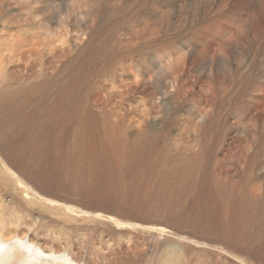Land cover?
I'll use <instances>...</instances> for the list:
<instances>
[{"label":"bare ground","instance_id":"6f19581e","mask_svg":"<svg viewBox=\"0 0 264 264\" xmlns=\"http://www.w3.org/2000/svg\"><path fill=\"white\" fill-rule=\"evenodd\" d=\"M0 1L2 2L3 0H0ZM40 1H42V0H22V1L15 0L14 3H10V4L2 3V5L0 6V9H1L0 12H3V10L5 11V9H10V8H15V7L18 10L24 9L26 7L27 9H24V10L25 11L28 10L29 13H33L36 11L35 12L36 16L37 15L38 16L46 15L48 12L47 9H43V7H41V9L38 8L39 7L38 4L44 2V0L42 2H40ZM54 1L57 3V2H61L63 0H54ZM110 1L111 0H106V1H102V0H74V21L79 24V26L76 28V30L74 32V43L76 44V49L74 50V52H82V50L84 48L83 46L87 43L86 40H89V42H90L91 39L92 40L95 39V40H93L95 42L94 48H96L97 50H100L102 48V45L104 44V48L106 49V53H108L110 55V64L109 65H111V63L115 60V58L117 56V44H118L117 34L121 31V29L123 27L124 20L122 19V17L120 15H118L119 13L117 15H110L112 17V20H111L112 23L109 22L111 25L109 26L110 31H108L107 34H102V35L99 34L98 36H93L94 33L92 31H93V27L95 26V19L97 18V15H98L97 13H99V11H101V10H104V12H106V8L107 7L109 8V6L111 4ZM263 1L264 0H258V3L260 6L263 5ZM134 2H135V0H134ZM158 2H159V4H158L159 7L157 6ZM119 3L120 2H118V4ZM133 3H131V4H133ZM169 3L170 2H167V1H153L152 3L149 4L150 8H149L148 12L145 15H142V17L144 16V19H145V21H144L145 25L146 24L150 25L149 26L150 28H148V33L150 30V32L152 34L156 35L157 33H159L164 28L169 29L175 21V19H174L175 12H176V21L178 22V24L180 26H183L182 30L185 26H187V25L190 26L193 23H195V21L189 22L188 20L190 18V15L184 13V11H186V10L193 9V7L195 5L192 8L191 7L189 8L186 6V3H184V2L182 3L180 1H178L175 3L173 2L172 8L170 9L171 5ZM112 4L110 7H113ZM131 4H130V7L132 6ZM228 4H229L228 0H212L211 2H208L207 7L205 8V10L202 13L201 22L205 19L204 16L206 14L213 13V12H217V14H219L218 11L224 9ZM30 5H35V6L37 5L38 7L33 6L35 11H32V8L31 7L29 8ZM115 5H116V3H115ZM124 6L126 7V5H124ZM117 7H119V5ZM133 7H134V5H133ZM122 8L123 7H121V10H122ZM97 9H98V11H96ZM116 9L117 8H115V10ZM111 10H112V8H111ZM124 10H126V9H124ZM136 10H137V8H136ZM126 11H129V8ZM132 11H131V13H133ZM21 12H23V11H21ZM222 12H224V11L222 10ZM95 13H96V15H95ZM120 13H122V12L120 11ZM131 13L129 12V15ZM24 14H25V12H24ZM20 15H21V13H20ZM28 15H30V14H27L26 16H28ZM26 16H24L23 18L20 17V20L17 19L19 17L15 16V18L17 17L16 19L19 21H12L7 25L8 28L5 31V35L11 39L10 44L12 45L14 43L16 48L14 49V47L12 45L10 48H8L7 53L0 54V65L5 66V68H6V67L13 65L12 62L14 60H16L22 64L23 63L26 64V62H29L33 59V62H35L36 64L38 62H40V63H42V65L44 67V70H41L40 73H38L39 71L37 70L35 74H31V75H34L31 77L35 78L39 74L41 76L44 75L45 72H47L52 67V66L51 67L49 66L50 64H47L49 60L45 57L46 54H45V56H42V55L44 54L43 53L44 51L48 52V51H51L52 49H54L58 39L57 40H48V41H46V44H45V42L42 40L43 36H41V35L43 33L42 30L46 29V27H47L46 25H43L42 28L39 25L38 29L40 28L42 30L38 31L37 35L33 33V36H31V37L22 38L21 35L23 33L24 34L26 33L29 35L28 30H25L24 27H26L27 25L31 26L28 22L31 20L29 18V16L27 17L28 20H23V19H25ZM31 16H32V14H31ZM126 16H128V15H126ZM126 16L123 15V18ZM211 16L212 15H210V17ZM33 17H35V16H33ZM141 20H142V18H140V21ZM224 20L228 21L230 23V25L229 26L225 25ZM32 21H33V19H32ZM212 21H213V23L210 24L209 27L204 30L205 33L202 32L200 34L199 38L197 39L198 43L197 44L195 43V45L193 47L189 45V43L192 41L191 39L183 38L180 41L182 50H180V52L178 54L173 55V56H164L163 59L159 58V59H161L160 61H163V64H164V66L162 68L159 64H157V66L155 67L156 70L150 69V67H149V70H146L147 71L146 77L149 78V81L156 83V85L161 84L164 89H169V87L165 88V85L169 80H171L172 83L177 88V91H176L177 97L179 95L178 94L179 90H181V92H182V90H185L184 89L185 87H190V82H188V80H187L188 77H185V78L183 77V75L186 73V69H187L188 65H190L193 68V72L191 71L192 73L199 74L201 71L205 72L204 76L199 77V78L201 81H203L202 84H208L207 94H209L210 99L208 98L209 100H205V101L201 100V97L203 98V95H205V94H203L204 91L202 92V90H201L200 92H198V90L195 89V84L191 85L192 88L190 89V91H193L192 95H194L195 97L192 100L190 99L189 101L184 99V100L188 101L187 102V111L184 112V113H186V120H184V127L181 128V130L179 131V133H180L179 136H181L179 142L183 146V150L185 152L182 151V149H181L182 146H181V148H179L180 146L176 145L174 142L168 143L164 147H160L159 145L158 146L153 145L146 138H143V140L138 139L137 141H135L133 143H129V140H130L129 136L132 133V131H130V130H133L134 128L139 129L142 126H145L144 124L147 120H149V116L144 113L145 111L142 112L139 116L138 112H139L140 108H139V105L136 106L135 103L139 104L140 101L137 102L134 99L135 98L134 95L138 94L137 92H140V90L138 91L137 83L134 84L135 80L131 83H126L127 80L123 78L124 80L118 81V83L121 84V88L119 87L120 89H122L121 92L120 91H114V92H110L109 94L105 95L108 92L107 90H109V88H112L116 84V82H114V80L111 83H109V82L107 83L106 81L102 82L100 79L101 77L106 79V80L108 79L107 71H108L109 66L106 67L105 69L101 70L99 73L98 80L91 84L90 91H89V97L91 98V101H89L87 98H85V102L82 104L75 102L74 112L73 111L72 112L74 113V121L75 122L78 121V122L76 123V127L74 128V135H71V140H72L71 142L72 143L71 144H68V143L64 144L65 143L64 142V143H62V145L57 144V142L59 143V140H60V131H59L60 127H59V125H61V121H62L61 119H68L69 120L70 115H71V114L67 115L68 112L66 111V108L68 109V106H69L68 102H64V103H62V102L67 101V99H69V96H71V98L73 100L71 90L64 96L63 99H61L58 102L54 101L53 105L50 104L48 107V109L50 111L47 110L46 101L49 102L48 96L53 94L52 90H53L54 86L56 85L58 78L61 75L68 76L70 74V70L67 67H64V68L62 67L63 69L60 71L59 74L56 73L58 75H55V77L53 76V77L39 78L40 80L37 78L35 80V82H33L29 86L27 85L26 87L25 86L24 87H14V86L5 84V81H4L5 79L3 78L5 73L0 72V169H1L0 172H1V174H3L5 176V178L7 180H9V181L11 180V182H10L11 186L13 185V187L15 188L14 193H11V192H8L10 190H7V192H5L4 189H2V187L0 186V264H196V263L197 264H203V261H201L200 259L198 261L196 258H195L196 261L193 260L196 263H194V262L192 263V261L189 260V258H184V255L182 257L181 253H180L181 256H177V257H175V255H173V254H169L166 257H164L163 247L167 243L171 242V237L170 236H169L170 238L168 237L166 231L163 230V228H161L162 230H159L160 225L158 226V229H155L154 232L152 231L153 233L151 232L153 235L151 238H154V242L158 243L157 245L154 244V245H156V247H154V248H156V250L160 251L158 254H154L153 256H147L146 254H144L145 252L142 250L140 245L135 244V245H125L124 246V245L118 244L119 246L112 247L108 244L107 240H106V243H103V242H101V243H89L92 245V249H90L91 251H89L88 254H86L85 250L88 247H90L91 245L86 246L88 244L87 242L83 243V245H80L82 242L80 244H78L77 241L73 238V235L71 234V232L63 234L66 237L58 239V241L57 240L55 241V239L59 238L60 234L57 238L55 237L54 240L47 239L48 241H46L44 238L40 237L41 232H42V231H40V228H39L40 226L36 224V220H34L32 218V215H30V214L32 212L31 210H34V209H37L39 212H44V211L48 212V210L49 211H53V209L58 210L56 208H61L62 206H64L65 208L62 210H59V211H62V213L64 215H66V217L70 216L71 218H74L75 217L74 212H80V213H84L86 215H91V216L95 215L92 212H88V211H84V210H78L77 206L70 205L72 203H70L71 201L70 202L68 201V198H66L67 201L65 200L63 202H59L58 200L54 199L56 197L55 195L52 196V193H51V196H50L48 194V190L43 191V190L38 188V186L41 184L39 183L40 181L37 180V177L39 175L36 176V178H35V173L37 172V166L41 163H53L54 160H59L62 163L64 161H68L67 164L70 166V169H69V171H67V170L63 171L57 175L55 173L53 166L46 167V168L39 170L40 174H45V172H47V171L50 172L48 181L52 182L51 183L52 185L54 183L55 185H57V186L59 185L60 187H62L64 189L66 187H67V190L72 189L70 194L71 193L73 194L74 191L77 192L76 194H79V193L81 194L83 192L82 196H85L84 194H86L87 197H88V195H100L101 197H107L108 199H112L114 201L119 200L117 198L113 199L116 196L123 198L124 195H128V193H133V191H134L133 186L128 187V185L131 184L130 181L135 182L138 179H144V180L147 179V180H151L153 182L154 181L158 182L159 178L144 174V172H146L145 170H147V172H150V173L155 174L157 176H159V173H161L162 174L161 179L163 181L169 180L170 184L174 182L177 185H179L182 181L180 176L183 173H185L191 177V182L193 183V185H195V187L192 188V193H196V194L199 193L200 190L202 188H204V186H205V185H201V180H204L202 178H203V175H205V174L202 173L203 166L200 165V158L198 156L199 154H201V153H199V152H201L200 148L203 146L204 148H207L210 151L212 148V141L214 139L219 141L222 136H223V139L220 140L221 141L220 145L223 146V144H226V146H227V144H229V142L231 141V138L234 137L233 135L236 132V130H234V129L236 126H237V130L239 128H241V129L243 128L242 129L243 132L241 131V129H239V130L243 134L247 133V135H248L247 139L244 137L246 139L243 141V142H245L244 148H242L243 149L242 153L240 152L242 157H243V161H242V157H240V159H241L240 162L241 163L243 162V164L245 165V168L247 167L249 170L252 169L251 168L252 162L254 163V167L255 166L256 167H259V166L262 167L264 165V163H262L264 161V158H263V156H264V140H263L262 136H260V133L264 132V120L261 121V124H262L261 129H263V131L259 130L260 131L259 132L257 130V128H255L256 124H257V122H256L257 119H253V120H256L255 125H252V124L248 125L246 122H245L246 124L245 123L241 124V123L237 122V119H236L239 117V115H246V116L250 115L249 114L250 113L249 112L250 111V105L247 102L250 99V96L246 97V95H247L248 91H249V94H251L249 88H252L250 86H253L250 83V70H251L250 68L253 66L249 63V57L252 54V50L250 48H248L247 51H244L243 53L237 54L238 57L237 58L235 57L236 59L232 62H226L227 63L226 65L222 61L219 64V65H221V66H219V67H221V69L214 71L218 67L217 62H220L222 59L228 58L227 57V54H229L228 51H232V49H236V46H237L239 39L243 40V38L247 39L248 37L249 38L250 37H252V38L257 37L256 33L254 32L255 31V25L253 23V16H251L247 12L236 13V10H235L229 15H223L220 17H216ZM35 23L33 25H35ZM129 23H131V22H129ZM194 26H196V25H194ZM131 27H132V25H131ZM13 29H17L18 33H15L14 32L15 30H13ZM191 31H192V29H191ZM145 32L147 33V31H145ZM186 32H187V30H186ZM121 33L123 35L122 31H121ZM128 33H131V31ZM132 34L135 35V33H132ZM144 34L145 33L142 31V33L138 37V39L142 38L144 36ZM182 36L183 35H181L180 37H182ZM193 36H195V35L193 34ZM100 37H102V40L100 39ZM161 37H163V35ZM164 40H166V39H164ZM167 40L169 42L170 39H167ZM250 41H252V40H250ZM122 42H124V41H122ZM152 42H154V41H152ZM150 44H151V42H150ZM158 45L160 46V44H158ZM164 45L166 46V44H164ZM164 45H163V47H164ZM241 45H242V48L245 46L243 44H241ZM135 46L137 47V45H135ZM250 46L253 47L252 45H250ZM87 47H88V45H87ZM140 47H141V45H140ZM140 47L138 46V49H140ZM155 47H156V45H155ZM177 47H178V45H177ZM190 48H192V49H190ZM132 49H135V48H132ZM223 49H224V51H223ZM257 49H259V48H257ZM155 50H156V48H155ZM141 51L143 52V50H141ZM262 51L264 52L263 49H262ZM144 52H145V50H144ZM173 52L175 53V51H173ZM162 53H164V52H162ZM168 53H170V52L168 51ZM128 55H130V53ZM133 55H135V54H133ZM60 56H62V55L60 54ZM141 58H143V57H141ZM144 58H147V60H148V57H144ZM150 58H149V60H150ZM55 59L58 62L57 59H59V56L56 57ZM60 59L62 60L63 58H60ZM250 59L253 60L251 57H250ZM259 59H260V57H259ZM259 59H257V60H259ZM260 60H263V59H260ZM139 61H140V59H139ZM65 62H67V61H65ZM144 62H145V60H144ZM255 64H256V62H255ZM85 65H86L85 63H82L78 67L83 68V67H85ZM117 67H118L117 70H119V68L121 69V67H119V66H117ZM123 67H124L123 71H126V69L128 68L125 66H123ZM258 68H259L258 72L261 74L260 76L263 77V79L261 78V80H264V62ZM133 69H135V68L133 67ZM136 69L138 71V68H136ZM112 70H114V72H116L115 66H114V69L112 68ZM4 71H5V69H4ZM7 71H8V69H7ZM21 72L22 71L12 70V71H9V75L12 76L13 74H16V73L18 74ZM48 72L50 73V71H48ZM111 73H113V72H111ZM127 73L129 75L128 71H127ZM140 73H139V75H140ZM21 74L23 75V73H21ZM132 74H133V71H132ZM136 74H138V73H134L135 76H136ZM160 74H164V78H163V76H162V78L159 77L158 75H160ZM121 76H122V71H121V73L118 72L119 79L122 78ZM157 76L160 79H157ZM139 77L140 76H138V78ZM136 78H137V76L135 77V79ZM196 78H197V76H196ZM208 79H210L214 83V85L211 84L210 80H208ZM128 80L130 82V80H132V79H128ZM257 80H259V79H257ZM74 81H77V78L75 76H74ZM253 81H256V80H253ZM27 83H28V81H27ZM94 83H96V84L101 83L100 85H95V86H97V87L99 86V90L103 94L102 97H104V98H101L99 95H97L98 92L96 93V95L93 94L92 86ZM133 84H134V86H133ZM212 85L216 87V91L211 90ZM169 86H170V84H169ZM243 87L245 88L246 92L245 93L243 92V94H242ZM263 87H264V82H263ZM117 88H118V86H117ZM123 88H124V90H123ZM148 88H150V87H148ZM259 89H260V87H256V86H255V88H253V90H256V92L257 91L260 92ZM79 90L82 91L80 88H79ZM171 90L172 89H170V91ZM72 91L74 93H78L75 88ZM213 91L215 92V94L213 93ZM156 93H157V90H156ZM204 93H206V91ZM211 93H213V95ZM172 94H174V93H172ZM207 94L205 97H209V96H207ZM240 94H242V95H240ZM262 94H263V92H262ZM262 94H261V96H263ZM186 96H187V94H186ZM257 96H260V95H257ZM156 97H158V96H156ZM182 97H184V96H182ZM198 97H200V99ZM226 97H228V99ZM241 97H242V102L239 103L238 101L241 100ZM150 98H151V96H150ZM154 98H155V96H154ZM184 98H186V97H184ZM205 99H207V98H205ZM252 101H250V102H252ZM123 102H127L129 104V107H130L129 110L122 108ZM145 102H146V99H145ZM244 105H245V107H244ZM161 106H162V104H161ZM72 107H73V104H72ZM150 107L151 108L147 111L149 115H152V112H153L154 115L158 116L162 112L160 110L162 108L159 106H155L154 103H152ZM183 109H182V111H183ZM69 111H71V110H69ZM95 111L97 113H94ZM82 117H84V119H82ZM260 117H261V115L259 116V118ZM154 118H156V117H154ZM180 118H183V117H180ZM243 119H244V117H243ZM5 121H8V123H10L11 126L3 125V123ZM250 121H252V120H250ZM23 122H25L26 125H24V126L20 125V123H23ZM48 125L53 126L52 134H48V128H47ZM85 125H96L97 126V132H96V135L94 138L86 139V138H83L81 136V132L78 133V131H77L78 134L75 133L76 132L75 129L78 128L79 131H82V129ZM71 129L73 130V128H71ZM126 129H127V131H126ZM174 129L176 130V128H174ZM126 132L128 135L127 138H125ZM50 135H53V136L55 135V140H53V143L55 145L48 143L50 140H48L47 136H50ZM238 140H240V139H238ZM140 141H142V142H140ZM220 145H218V146H220ZM256 145H258L259 148ZM255 146L258 149H260L261 155L259 153V155H257L255 157L256 159L254 160L253 158L252 159L248 158L249 156H247V154L244 150L248 149L249 147L253 148ZM169 148H171L170 152H169ZM227 148H228V146H227ZM197 149L199 150L198 153L194 152ZM239 149H241V148H239ZM214 150H212V152H214ZM222 150H224V149H222ZM249 150H251V149H249ZM175 151H177V153H175ZM225 151H227V150H225ZM203 156L206 158L205 154H203ZM237 158H238V156H237ZM215 160H214V162L218 163L217 162L218 160L217 161H215ZM252 160H254V161H252ZM221 161H223V160H221ZM234 162H236V161H234ZM243 166H241V167H243ZM214 167H215V165H214ZM216 168H217V166H216ZM236 168L238 169V166ZM240 169H242V168H240ZM256 169H258V168H256ZM219 170L218 171L214 170L213 181L215 183V186L218 185V186H216L217 192L221 194L224 192L225 189H227L225 186L230 182L226 181L228 179L227 176H223L224 174L222 172H220ZM249 170L243 169L238 174L248 173ZM237 171L238 170H236V172ZM250 174H251V172H250ZM252 174H254L253 171H252ZM68 176H70L72 178L70 180H68ZM243 177H245V176H243ZM251 177H254V176H250V178ZM247 178L249 179V177H247ZM44 180H46V179L44 178ZM234 180L235 179L232 178L231 182ZM36 181H38V182H36ZM221 181H223V182L225 181V183H221ZM253 181H252V183H253ZM184 182H185V179H184ZM254 184L256 186L257 182ZM254 184H252V185L254 186ZM260 184H261V182H260ZM258 185H257V187L259 188ZM5 188H6V186H5ZM166 189H168L170 191H175L173 186H172V188L167 187ZM209 189H211V188H209ZM252 189H253L252 193H253V195H255L257 190L254 188H252ZM150 190H152V189H150ZM153 191L160 193V192H163V188H155V189H153ZM179 191L191 193L190 189H188V188H184V189H181ZM230 191H231V189H230ZM259 191H260V189H259ZM215 192L216 191H214V193ZM229 193H227V194H229ZM58 194L60 196V193H58ZM64 194H67V192ZM241 194L243 195V193H241ZM140 195H141L140 193L134 194V197H139ZM229 195H231V194H229ZM7 196H11L12 203H10V204L6 203L5 199ZM142 196H144V195H142ZM171 196H173V195H171ZM238 196H240V194ZM257 196H258V194H257ZM225 197L226 196H224V198ZM72 198H74V197H72ZM227 198H229V197H227ZM82 199L84 201L86 198L84 197ZM259 199H260V197H259ZM261 199H262V197H261ZM78 200H80V199H78ZM87 200H85V201H87ZM89 201H90V199H89ZM161 201H163V200H161ZM207 201H210V200H207ZM177 202H178V199H177ZM255 202H256V200H255ZM19 203H24L26 206L30 207V209H25V208H23L24 206L22 208H18L17 205ZM219 203H221V202H219ZM181 205H182V202H181ZM174 206H176V208H177L179 205L177 203H174ZM182 206L185 207L184 204ZM84 207H86V206H84ZM96 207H98V205ZM15 208L18 209L17 212L15 211ZM79 209H81V208L79 207ZM90 209H92V208H90ZM244 209L246 211V208H244ZM262 209L264 210V206ZM10 210L13 212H16V213L14 214ZM239 210H240V208H239ZM96 212H98V210ZM202 212H204V211H202ZM238 212H241V211H238ZM49 213H51V212H49ZM208 213H210V212H208ZM12 214H14V215H12ZM243 214L248 220H251L252 215H254L252 213L249 214L248 211L244 212ZM101 215H99V217ZM108 215L110 216V214H108ZM55 216H57V215H55ZM237 216H238V214H237ZM121 217H124V216H121ZM125 217H126V215H125ZM26 218H28V219H26ZM76 218L77 217H75L74 219H76ZM81 218H82V215H81ZM87 218H89V217L87 216ZM87 218H85V219H87ZM225 218H226V221L229 220V221H232L234 224L235 223L240 224V222L233 221L231 219V217H229L227 214H226ZM113 219L114 218L112 217V220ZM128 219H129V217H128ZM239 219H241L242 221H244L246 223V221L244 220L243 217L239 218ZM78 220H80V219H78ZM82 221H84V220L82 219ZM87 221H88V219H87ZM92 221L96 222L94 227H96V229H97V227H98L97 225L98 224L100 225V223H101L100 220H98V217H97V218H95V220H92ZM92 221H90V223H93ZM114 221H115V219H114ZM134 221H135V219L133 220V222ZM72 222H74V221H72ZM105 222H107L105 224H108L109 221H105ZM128 222H129V220H128ZM61 223L64 225L69 224V223H67V221H61ZM78 223H79V221H78ZM82 223H85V222H82ZM216 223H218V222H216ZM248 223H250V222H248ZM72 224H75V223H72ZM105 224H104V226H105ZM109 224H111V221ZM117 224H115V225H117ZM136 225H139V224L136 223ZM85 226L86 225H84V227ZM112 226H114L113 223H112ZM240 226H243V225L240 224ZM94 227H93V229H94ZM103 227L101 228L102 230L105 228V227L104 228ZM129 228L127 230H129ZM139 228L140 227H138V229ZM75 229H77V227ZM78 229H79V227H78ZM151 229H152V227H151ZM37 230L39 232V235L37 233ZM111 230H113V229H111ZM145 230L147 231V229H145ZM172 230L171 231L169 230L170 233L171 232L174 233ZM75 232H77V231H75ZM78 232H79V230H78ZM112 232L113 231H111V233ZM114 232H117V231L114 230ZM99 233H102V232H99ZM118 233L122 234V233H120V230L116 234H118ZM157 233H159L160 235H156ZM93 234H94V232H93ZM116 234H114V235H116ZM132 234H133V232H132ZM174 234H176V233H174ZM56 235H58V233ZM136 235H138V234H136ZM147 235H149V233ZM147 235H146V237H148ZM169 235H171V234H169ZM156 236H158V237H156ZM227 236H229V235H227ZM45 237L47 238L48 236H45ZM78 237L80 238V236H77V238ZM96 237H98V235ZM131 237H132V235H131ZM225 237L226 236H224V239H225ZM139 238H138V240H139ZM160 238L161 239L163 238L165 241H163L161 243ZM83 239L85 240V238H83ZM97 239H99V238H97ZM135 240H137V239H135ZM86 241H87V239H86ZM223 241H225V240H223ZM148 242H150V241H148ZM229 242L231 243V241H229ZM229 242H226V243H229ZM75 243H76V248L74 246ZM133 243L134 242H132V244ZM145 243L146 242H144V244ZM144 244H141V245H143V247H144ZM187 244H189V243H187ZM183 249L185 251V248H183ZM186 250H188V249H186ZM224 250H226V249H224ZM229 250L230 249H228V251ZM185 253H186V251H185ZM189 253H192V252H189ZM203 254H204V252H203ZM205 256H207V255H205ZM231 256H233V255H231ZM191 257L192 256H190V258ZM207 257H209V256H207ZM237 259H238V262L241 264H250V263H248L249 261L246 259L245 260L240 259V258H237ZM228 260H230V259H228ZM211 261H212V258H211ZM215 263L216 262H214V264ZM209 264H210V262H209Z\"/></svg>","mask_w":264,"mask_h":264},{"label":"rangeland","instance_id":"374dc122","mask_svg":"<svg viewBox=\"0 0 264 264\" xmlns=\"http://www.w3.org/2000/svg\"><path fill=\"white\" fill-rule=\"evenodd\" d=\"M19 1H22V0H19ZM42 1H40V2H42ZM102 1H106V0H102ZM112 1L113 0H111L110 3L111 4L113 3L112 4L113 7H110L111 6V4H110L109 8L108 7L106 8V12H104V10L99 11V13L96 12L98 15H97V18L95 19V26L93 27V31H92L94 33L93 36H98L99 34H101V35L107 34L108 31H110L109 30L110 29L109 26L111 25L110 23H112L111 22L112 17L110 15H117L119 13L118 15H120L122 17V19L124 20L123 27L121 29V31L123 32V35H122L121 31L117 34V40H118L117 56L118 57L116 56L115 60L111 63V65H109L110 64V55L108 53H106V49L104 48V44L102 45V48L100 50H97L96 48H94L95 42L93 40H95V39H93V40L91 39L90 42H89V40H86L87 43L83 46L84 48H83L82 52H74V50L76 49V44L74 43V32H75L76 28L79 26V24L74 21V0H63V1L57 2V3L54 0H46V1L44 0L43 3L38 4L39 7L37 5L36 6L30 5L29 6V8L30 7L32 8V11H35L33 6L38 7L39 9H41V7H43V9H47V11H48L47 14L42 15V16L41 15L36 16L35 15L36 11L33 13H29L28 10L25 11L24 9H27L26 7L24 9H19V10L15 7V8H10V9H5V11L3 10V12H0V54L7 53L8 48H10L12 45H13L14 49L16 48L14 43L12 45L10 44L11 39L5 35V31L8 28L7 25L12 21H19L20 17L23 18L27 14H30L28 16L31 20L29 19L30 21H28V22L31 26L27 25L26 27H24L25 30H28L29 35L26 33L25 34L23 33L21 35L22 38L31 37V36H33V33L37 35L38 31L42 30L40 28L38 29L39 25L41 26V28L43 25H46L47 27H46V29L42 30L43 33L41 35V36H43L42 40L45 42V44H46V41H48V40H57L58 39L54 49H52L51 51H48V52H46V51L43 52L44 54L42 56H45V54H46L45 57L49 60L47 64H50L49 65L50 67L52 66L48 70V71H50V73L48 71L45 72L46 75L44 74L41 76L39 74L40 76L37 75L35 78L31 77V76H34L31 74H35L37 70L39 71L38 73H40L41 70H44L42 63L38 62L36 64L35 62H33V59L29 62H26V64L25 63L22 64L16 60H14L12 62L13 65L6 67V68H5V66L0 65V68L2 69V70L0 69L1 70L0 72L5 73L3 76V78L5 79L4 80L5 84L11 85L14 87H24V86L26 87L27 85L29 86L33 82H35V80L37 78L39 79V78H44V77H53V76L55 77V75H58L64 67H67L70 70V74L68 76L61 75L58 78L56 85L54 86V88L52 90L53 94L48 96L49 102L46 101L47 110L50 111L48 109L49 105L50 104L53 105L54 101L58 102L61 99H63L64 96L71 90L73 100H72L71 96H69V99H67V101L62 102V103L68 102L69 106H68V109L66 108V111L68 112L67 115H70V114L71 115H70L69 120L68 119H61L62 120L61 125H59V127H60V129H59L60 140H59V143L57 142V144L62 145V143H64V142H65L64 144H67V143L71 144L72 143L71 142L72 141L71 135H74V128L76 127V123L78 122V121L77 122L74 121V113L73 112H74L75 102L82 104L85 102V98H87L89 101H91V98L89 97V91H90L91 84L98 80L100 71L109 66L108 71H107L108 79L106 80L102 77L100 79L102 82L106 81L107 83L108 82L111 83L114 80V82H116V84L112 88H109L110 91L107 90L108 92L105 95L109 94L110 92H114V91H120L121 92V90H122V89H120L121 84L118 83V81L126 79L127 80L126 83H131L135 80L134 84L137 83L138 91L140 90V92H137L138 94L134 95V97H135L134 99L137 102L140 101L139 104L135 103V105L136 106L139 105V108L141 109V110L139 109V112H138L139 116L144 111H145L144 113L149 116V120H147L144 124L145 126H142L139 129L134 128L133 130H130V131H132V133L129 136V138H130L129 143H133V142L137 141L138 139L143 140V138H146L153 145H156V146L159 145L160 147H164L166 144L174 142L176 145L180 146L179 148H181L182 145L179 142L181 136H179L180 135L179 131L181 130V128L184 127V120H186V113H184V112L187 111V102L190 99L192 100L195 97L194 95H192L193 91H190V89L192 88L191 85L195 84V89H197L198 92H200L201 90H202V92L206 91V93L203 92V94H205V95H203V98L201 97V100L205 101V100L210 99L209 94H207L208 84H202L203 81H201L199 78V77L204 76L205 72L201 71L199 74L192 73L193 68L190 65H188V67L186 69V73L183 75V77L184 78L188 77L187 80H188V82H190V87H185L184 89L185 90L187 89L186 91L182 90V92H181V90H179V92H178L179 95L177 97L176 96L177 95V92H176L177 88L175 87V85L172 83L171 80H169L167 82L168 84L166 83V85H165V88L169 87V89H164L161 84L156 85V83L149 81V78L146 77V75H147L146 70H149V67H150V69L156 70L155 67L157 66V64H159L162 68L164 66V64H163V61H160V60L163 59L164 56H173V55L178 54L180 52V50H182L180 41L183 38L191 39L192 41L189 43V45L193 47L195 45V43L196 44L198 43L197 39L199 38L200 34L202 32H204V30L207 29L210 24L213 23V21H212L213 19H215L216 17L223 16V15H229L235 10H236V13L247 12L251 16H253V23L255 25V31L254 32L256 33L257 37H253V38L248 37L247 39L243 38V40L239 39L237 46H236V49H232V51H228L229 52V54H227L228 58L222 59L220 62H217L218 67L214 71L221 69V67H219L221 65H219V64L222 61L226 65L227 64L226 62L234 61L238 57L237 54H240V53H243L244 51H247L248 48H250L252 50V54L250 55V57L253 60H251L249 57V63L253 66L250 68L251 69L250 70V83L253 86H250L252 88H249L251 94H249V91H248L247 95H246V97L250 96V99L247 102L250 105V111H249L250 115L249 116L251 118L249 116H246V115H239V117L236 119H237V122H239L241 124H244L246 122L248 125H250V124L255 125L257 122L255 128H257L258 131L259 130L263 131V129H261L262 128L261 121L264 120V115H263L264 114L263 113L264 112V87H263L264 80H261V78L263 79V77L260 76L261 74L258 72L259 71L258 67L264 62L263 61L264 60V52L262 51V49L264 50V1H263V5L260 6L258 3V0H228L229 4L224 9H222L224 12H222V10H220V11H218L219 14H217V12L208 13L204 16L205 19L203 18L204 20L202 22H201L202 13L205 10V8L207 7L208 2H211L212 0H151V1L150 0H135V2H134V0H122V1L121 0H114L113 2ZM153 1L170 2L169 3L171 5L170 9L172 8V3L173 2L175 3L178 1H180L182 3L183 2L186 3V6L189 8L190 7L192 8L195 5L193 7V9L184 11L185 14L190 15V18L188 21L189 22L195 21V23H193L190 26L189 25L185 26L182 30L183 26H180L178 24V22L176 21V12H175V17H174L175 21L169 29L164 28L163 30L160 31L161 33L159 32L156 35L152 34L150 32V30L148 33V28H150L149 27L150 25H148V24L145 25V23H144L145 19H144V16L142 17V15H145L148 12V10L150 8L149 4L152 3ZM14 2H15V0H3L2 2L0 1V6L2 5V3L10 4V3H14ZM118 2H120V3L118 4ZM130 2L131 3L134 2V3L131 4ZM115 3H116V5H115ZM130 4L132 5L131 7H130ZM158 4H159V2L157 3V6H158ZM118 5H119V7H117ZM124 5H126V7ZM133 5H134V7H133ZM120 6L126 10H128V8H129V11H126L123 8L121 10ZM111 8H112V10H111ZM115 8H117V9L115 10ZM136 8H137V10H136ZM98 9L96 11H98ZM21 11H23V12H21ZM120 11L122 13H120ZM131 11L133 13H131ZM24 12H25V14H24ZM129 12L131 13L130 15H129ZM20 13H21V15H20ZM96 13H95V15H96ZM31 14H32V16H31ZM123 15L124 16L128 15V16L123 18ZM210 15H212L213 17L212 16L210 17ZM15 16L19 17V18L16 17L19 20H17L15 18ZM28 16H26L25 19H23V20H28V18H27ZM33 16H35V17H33ZM140 18H142L141 21H140ZM32 19H33V21H32ZM33 22L34 23L36 22L35 25H33L34 24ZM129 22H131V23H129ZM224 24L228 25V26L230 25V23L228 21H225V20H224ZM131 25H132V27H131ZM194 25H196V26H194ZM191 29H192V31H191ZM13 30H15L14 31L15 33H18L17 29H13ZM186 30H187V32H186ZM130 31H131V33H128ZM142 31L147 36L144 34V36L142 38L138 39V37L141 35ZM145 31H147V33ZM132 33H135V35ZM193 34L195 36H193ZM160 35L161 36L163 35V37H161ZM181 35H183V36L180 37ZM100 39L102 40V37H100ZM164 39H166V40H164ZM167 39H170L169 42ZM151 40L154 42H152ZM250 40H252V41H250ZM122 41H124V42H122ZM150 42H151V44H150ZM158 44H160V46ZM164 44H166V46ZM241 44H243L245 46L242 48ZM87 45H88V47H87ZM135 45H137V47ZM140 45H141V47H140ZM155 45H156V47H155ZM163 45H164V47H163ZM177 45H178V47H177ZM250 45H252L253 47H251ZM138 46L140 47V49H138ZM132 48H135L136 50L132 49ZM155 48H156V50H155ZM257 48H259V49H257ZM190 49H192V48H190ZM141 50H143V52ZM144 50H145V52H144ZM168 51L170 53H168ZM173 51H175V53ZM223 51H224V49H223ZM162 52H164V53H162ZM129 53H130V55H128ZM60 54L63 57L60 56ZM133 54H135V55H133ZM58 56H59V59H57L58 60V62H57L55 58ZM141 57H143V58H141ZM144 57H148V60H147V58H144ZM259 57H260V59H263V60H260ZM60 58H63V59L61 60ZM149 58H150V60H149ZM159 58H161V59H159ZM139 59H140V61H139ZM257 59H259V60H257ZM144 60H145V62H144ZM65 61H67V62H65ZM254 61L256 62V64ZM82 63L86 64L85 67H83V68L78 67ZM114 66H115L116 72H114V70H112V68L114 69ZM117 66L121 67V69L119 68V70H117V68H118ZM123 66L128 67L126 69V71H123V69H124ZM133 67L135 69L138 68L139 72L137 71V69L136 70L133 69ZM4 69H5V71H4ZM7 69H8V71H7ZM12 70L22 71L21 73H23V75L21 73H18V74L16 73V74H13L12 76H10L9 71H12ZM120 70L122 71V76H121L122 78L121 79H119V77H118V72L121 73ZM131 70L133 71V74H132ZM127 71L129 72V75H128ZM111 72H113L114 74ZM56 73H58V74H56ZM134 73H138V74H136V76H137L136 79H135L136 76L134 75ZM139 73H140V75H139ZM74 76L77 78V81H74ZM138 76H140V77L138 78ZM158 76L161 78L163 76V78H164V74H160ZM158 76H157V79H160ZM196 76H197V78H196ZM128 79H132V80H130V82H129ZM257 79H259V80H257ZM208 80H210V79H208ZM253 80H256V81H253ZM27 81H28V83H27ZM210 82H211V84L214 85V83L211 80H210ZM100 84L94 83L92 86V92L94 95H96V93L98 92L97 95H99L101 98H104V97H102L103 94L99 90V86L98 87L95 86V85H100ZM134 84H133V86H134ZM169 84H170V86H169ZM213 85L211 87V90L216 91V87ZM117 86H118V88H117ZM255 86L260 87V89H259L260 92L259 91L256 92V90H253V88H255ZM148 87H150V88H148ZM74 88L77 90L78 93H74L72 91ZM79 88L82 91H80ZM170 89H172V90L170 91ZM123 90H124V88H123ZM156 90H157V93H156ZM214 91H213V93L215 94ZM243 92L244 93L246 92L244 87L242 90V94H243ZM262 92H263V94H262ZM172 93H174V94H172ZM213 93H211V94L213 95ZM186 94H187V96H186ZM206 94L209 97H205ZM242 94H240V95H242ZM261 94L263 96H261ZM181 95L186 97V98L182 97ZM257 95H260V96H257ZM150 96H151V98H150ZM154 96H155V98H154ZM156 96H158L159 98ZM198 98L200 99V97H198ZM205 98H207V99H205ZM226 98L228 99V97H226ZM145 99H146V102H145ZM184 99H186L188 101H186ZM250 101H252V102H250ZM151 102L154 103L155 106H159L162 108V109H160L162 111L160 113L161 115L160 114L158 116L154 115L153 112H152V115L148 114L147 111L151 108L150 107L152 104ZM238 102L239 103L242 102V97H241V100H239ZM72 104H73V107H72ZM123 104H122V108L129 110V108H130L129 104L127 102H123ZM161 104H162V106H161ZM244 107H245V105H244ZM182 109H183V111H182ZM69 110H71V111H69ZM96 111L94 113H97ZM260 115H261V117L259 118ZM154 117H156V118H154ZM180 117H183L184 119L180 118ZM243 117L246 121L243 119ZM82 119H84V117H82ZM253 119H257V121L253 120ZM250 120H252V121H250ZM3 125L11 126V124L8 123V121H5L3 123ZM20 125L24 126V125H26V123L23 122V123H20ZM47 128H48V134H52L53 126L48 125ZM71 128H73V130ZM174 128H176V130ZM239 129H241V128H239ZM242 129H241V131H242ZM75 130H76V132H75L76 134L81 132V136L83 138L92 139L96 135L97 126L96 125H85L83 127L82 131H79L78 128ZM234 130H236L235 134L233 135L234 137L231 138V141L229 142L230 145L227 144L229 149L227 148L226 144H223V146L220 145L221 144L220 140L223 139V136L220 138L219 141L215 140V139H214L215 141L214 140L212 141V148L210 151H209V149L204 148L203 146L200 148L201 152H199V153H201V154H199L198 156L200 158V165L203 166L202 173L205 174V175H203V178H202L204 180H201V185H205L204 188L205 187L206 188L205 189L202 188L200 190V192L197 194L192 193V188L195 187V185H193V183L191 182V177L185 173H183L180 176L182 181L179 185H177L174 182L170 184L169 180L163 181L161 179V175H162L161 173H159V176H157L155 174L147 172V170H145L146 172H144V174L157 177L160 180L158 179V182L157 181L153 182V181L147 180V179H145V180L144 179H138L135 182L130 181V183L132 185L130 184V185H128V187L133 186V189H134L133 193H128V195H124L123 198H120L119 196L114 197L113 199H116V198L119 199L117 201H114L112 199H108L107 197H101L100 195H88V197H87V195L84 194L85 196H82L83 192L81 194L80 193L76 194L77 192L74 191L73 194L72 193L70 194L72 189L67 190V187H66L65 188L66 190H65L64 188L60 187L59 185L57 186L54 183H53V185H54L53 186L51 184L52 182L48 181L49 175H50L49 171L45 172V174L39 173V170L46 168V167H50V166L54 167L56 175L63 172V171H66V170L69 171L70 166L67 164L68 161H64L62 163L59 160H54L53 163H41V164H39L37 166V172L38 173L37 172L35 173V178H36V176L39 175L37 177V180L40 181L39 183L41 184L38 186L39 189H41L43 191L48 190V194L50 196H51V193H52V196L55 195L57 198L55 197L54 199L58 200L59 202H63L65 200L67 201L66 198H68V201L69 202L71 201L70 203H72L70 205L77 206L78 208L77 207L76 208L78 210H84V211L92 212L95 214V215L91 216V215H86V214L80 213V212H74L75 217H77L76 219H74L75 218L74 216H73L74 218H71L70 216L69 217L67 216L68 217L67 218L66 215H64L62 213V211H59V210L64 209L65 208L64 206H62L61 208H56L58 210H54V209H53V211L48 210V212L47 211L39 212L37 209L31 210L32 212L30 215H32V218L34 220H36V224L40 226L39 227L40 231H42L40 237H42L46 241H48L47 239L54 240L55 237L57 238L60 234V237L55 239V241L56 240L58 241V239L66 237L63 234L71 232V234L73 235V238L77 241L78 244H80L82 242L80 245H83V243H85V242L88 243L86 246L91 245L89 243H101V242L106 243V240H107L108 244L112 247L119 246L120 244L124 245V246L136 244V245L141 246L142 250L145 252L144 254H146L147 256H153L154 254H158L160 251H158V250H156V248H154V247H156V245L158 243L154 242V238H151V237L153 236L152 233L154 232V230L158 229V226L160 225L159 230H162L161 228H163V230L166 231L168 237L169 236L171 237V242L167 243L163 247L164 257H166L169 254L175 255V257L181 256V254H182V257L184 255V258H189V260H191L192 263L194 261H196V259L198 261L200 259L201 261H203V264H205V263L209 264V262H210V264H214V262H216L215 264H219V263L220 264H241L238 262V259H237V258H240V259L248 260L249 262L248 261L247 262L250 264H264V210L262 209L264 206V165L262 167L261 166H259V167L255 166L254 167V163L252 162L251 163L252 169L249 170L247 167L245 168V165L243 164V162L242 163L240 162L241 161L240 157H242V155H241L242 150H243L242 148H244V144H245V142H243V141L247 139L248 135H247V133L243 134L242 133L243 131L242 132L240 130L238 131L237 126L235 127ZM77 131H78V133H77ZM126 131H127V129H126ZM127 136L128 135L126 132L125 138H127ZM260 136H262V138L264 140V132H261ZM47 138H48V140H50L48 142L49 144H54L53 140H55V135L54 136L53 135L47 136ZM238 139H240V140H238ZM140 142H142V141H140ZM218 145H220V146H218ZM256 146L258 147V145H256ZM256 146L253 148L249 147L248 149L244 150L246 152L247 156H249L248 158H250V159L253 158L255 160L256 159L255 157L257 155H259L260 149H258L259 147L257 148ZM238 147L241 149H239ZM181 149H182V151H184L183 146ZM222 149H224V150H222ZM249 149H251V150H249ZM212 150H214V152H212ZM225 150H227V151H225ZM170 151H171V148H169V152ZM198 151L199 150L197 149L194 152L198 153ZM175 153H177V151H175ZM203 154L206 155L207 159L203 156ZM260 155H261V153H260ZM237 156H238V158H237ZM263 158H264V156H263ZM232 159L236 162H234ZM214 160L215 161L218 160L217 161L218 163L214 162ZM221 160H223V161H221ZM254 160H252V161H254ZM242 161H243V157H242ZM262 163H264V161ZM214 165H215V167H214ZM240 165L241 166L244 165V166L241 167ZM216 166H217V168H216ZM237 166H238V169L236 168ZM240 168H242V169H240ZM256 168H258V169H256ZM243 169L249 170V172H248L249 174L248 173L238 174ZM214 170H217V171L219 170L220 172H222L224 174L223 176H227V178H228L226 181L230 182L225 186L227 189H225L224 192L221 194L217 192L216 186H218V185L215 186V183L213 181ZM236 170H238V171L236 172ZM252 171L254 174H252ZM250 172H251V174H250ZM243 176H245L246 178ZM250 176H254V177L250 178ZM247 177H249V179ZM44 178L46 180H44ZM71 178L72 177L68 176V180H70ZM232 178L235 180L231 182ZM184 179H185V182H184ZM0 181H1L0 186L2 187V189H4L5 192H7V190H10L8 192L14 193L15 188L13 187V185L11 186V183H10L11 180L10 181L7 180L5 178V176L3 174H1V172H0ZM38 181H36V182H38ZM252 181H253V183H252ZM256 182H257V185L259 184L258 185L259 188L257 187V185L255 186L254 183H256ZM260 182H261V184H260ZM221 183H225V181L224 182L221 181ZM251 183L254 184V186ZM5 186H6V188H5ZM172 186L175 189V191H170V190L166 189L167 187L172 188ZM155 188H163V192H160V193L154 192L153 189H155ZM184 188L190 189L191 193L179 191V190L184 189ZM209 188H211V189H209ZM252 188L256 189L257 192L259 191V189H260V191L258 193L256 192V194L253 195V193H252L253 189ZM150 189H152V190H150ZM230 189H231V191H230ZM214 191H216L217 193L216 192L214 193ZM66 192H67V194H64ZM226 192L227 193L230 192L229 194H231V195L227 194ZM58 193H60V196ZM138 193H140L141 195L139 197H134V194H138ZM241 193H243V195ZM239 194H240V196H238ZM257 194H258V196H257ZM142 195H144V196H142ZM171 195H173V196H171ZM224 196H226V197L224 198ZM72 197H74V198H72ZM84 197L86 198L85 200H87L90 197L89 198L90 201H89V199L87 201H85V200L83 201L82 198H84ZM227 197H229V198H227ZM259 197H260V199H259ZM261 197H262V199H261ZM78 199H80V200H78ZM177 199H178V202H177ZM161 200H163V201H161ZM207 200H210V201H207ZM255 200H256V202H255ZM5 201L8 204L12 203L11 196H7ZM181 202H182V205L183 204L185 205V207H183L181 205ZM219 202H221V203H219ZM174 203H177L179 206L176 208V206H174ZM94 204L95 205L97 204L98 207H96L97 205L95 206ZM17 206H18V208H22L24 206L23 208L30 209V207L26 206L24 203H19ZM84 206H86V207H84ZM79 207L81 209H79ZM90 208H92V209H90ZM196 208L198 210L199 209L200 210L198 211ZM239 208H240V210H239ZM244 208H246V211ZM17 210L18 209L15 208L16 212H17ZM97 210H98V212L99 211L100 212L99 213L96 212ZM202 211H204L205 213ZM238 211H241V212H238ZM247 211L249 212V214H251V213L254 214V215H252L251 220H248L243 214L244 212H247ZM11 212L14 214L16 213L13 211H11ZM49 212H51V213H49ZM208 212H210L211 214ZM14 214H12V215H14ZM108 214H110V216ZM226 214L229 217H231V219L233 221L240 222V224L243 226H240L239 223H235L237 225L236 226L232 221H229V220L226 221V218H225ZM237 214H238V216H237ZM55 215H57V216H55ZM81 215H82V218H81ZM99 215H101V216L99 217ZM125 215H126V217L128 216L129 219H128V217L126 218ZM216 215L217 216L219 215V216L217 217ZM87 216L90 219L87 218ZM121 216H124V217H121ZM97 217L101 223H100V225L99 224L97 225L98 227L96 229V227H94L96 222L92 221V220H95V218H97ZM112 217L115 219V221H114V219L112 220ZM238 217L239 218L243 217L244 220L246 221V223L244 221H242L241 219H239ZM55 218L56 219L58 218V219L56 220ZM85 218H87L88 221ZM26 219H28V218H26ZM78 219H80V220H78ZM82 219L84 221H82ZM134 219H135V221L133 222ZM128 220H129V222H128ZM61 221H67V223H69V224L64 225L61 223ZM72 221H74V222H72ZM78 221H79V223H78ZM90 221H92L94 224L90 223ZM105 221H109L108 224H105V223H107ZM110 221H111V224H109ZM82 222H85L86 224L82 223ZM135 222L138 223L139 225H136ZM216 222H218V223H216ZM248 222H250V223H248ZM72 223H75V224H72ZM112 223L114 224V226H112ZM104 224H105V226H104ZM115 224H117L118 226ZM84 225H86V226L84 227ZM92 226L94 227V229ZM101 226L102 227L104 226L105 228L103 227L104 229L102 230ZM76 227H77V229H75ZM78 227H79V229H78ZM138 227H140V228L138 229ZM151 227H152V229H151ZM128 228H129V230H127ZM111 229H113V230H111ZM145 229H147V231ZM74 230L77 232H75ZM78 230H79V232H78ZM114 230L117 232L120 230V233H122V234L118 233L119 234L118 235V234H116L117 232H114ZM169 230L170 231L172 230L176 234H174L172 232L170 233ZM111 231H113V232L111 233ZM93 232H94V234H93ZM99 232H102V233H99ZM132 232H133V234H132ZM37 233L39 235L38 230H37ZM57 233H58V235H56ZM148 233H149V235H147ZM114 234H116V235H114ZM136 234H138V235H136ZM169 234H171V235H169ZM97 235H98V237H96ZM131 235H132V237H131ZM146 235L148 237L150 235L151 236L148 238V237H146ZM156 235H160V234L157 233ZM227 235H229V236H227ZM45 236H48V237L46 238ZM77 236H80V238L79 237L77 238ZM224 236H226L225 239H224ZM156 237H158V236H156ZM83 238H85V240ZM97 238H99V239H97ZM138 238H139V240H138ZM86 239H87V241H86ZM135 239H137V240H135ZM223 240H225L226 242L231 241V243L232 242L233 243L232 244L230 242L226 243ZM143 241L146 243L144 244ZM148 241H150V242H148ZM163 241H165V240L162 238L161 243ZM132 242H134V243L132 244ZM187 243H189V244H187ZM141 244H144V247ZM154 244H156V245H154ZM74 246L76 248V243L74 244ZM90 247H88L85 250L86 254H88V252L91 251L90 249H92V245ZM181 248L182 249L185 248V251L187 254L185 253L184 249L182 250ZM186 249H188V250H186ZM224 249H226V250H224ZM228 249H230V250L228 251ZM188 251L192 252V253H189ZM203 252H204V254H203ZM205 255L209 256L210 258L205 256ZM231 255H233V256H231ZM190 256H192V257L190 258ZM211 258H212V261H211ZM228 259H230V260H228ZM205 260L206 261L208 260L209 262L208 261L206 262ZM194 263H196V262H194Z\"/></svg>","mask_w":264,"mask_h":264}]
</instances>
